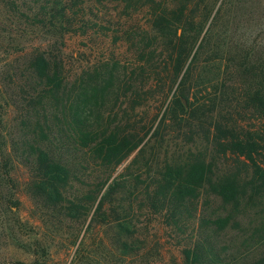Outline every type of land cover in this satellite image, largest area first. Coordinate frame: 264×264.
I'll list each match as a JSON object with an SVG mask.
<instances>
[{"label": "trees", "instance_id": "1", "mask_svg": "<svg viewBox=\"0 0 264 264\" xmlns=\"http://www.w3.org/2000/svg\"><path fill=\"white\" fill-rule=\"evenodd\" d=\"M245 1L11 0L51 44L5 82L0 204L17 208V159L69 264H158L166 245L169 264H264V52L227 17Z\"/></svg>", "mask_w": 264, "mask_h": 264}, {"label": "rangeland", "instance_id": "2", "mask_svg": "<svg viewBox=\"0 0 264 264\" xmlns=\"http://www.w3.org/2000/svg\"><path fill=\"white\" fill-rule=\"evenodd\" d=\"M10 1L0 0V115L4 121V130L1 132L6 131L4 134L6 136L11 123L10 118L14 114L13 108L6 104L7 77L12 76L15 79L18 74L16 67H20L32 50L36 47L45 49L51 44V38L43 29L23 28L17 13L10 7ZM229 16H235L234 22L229 25L232 41L249 45L254 54H262L264 0H246L241 9L234 10L232 15H227ZM69 45L73 48L74 43L71 42ZM10 175L15 184L10 191L18 204L16 209L9 210L0 204V264H27L33 261L39 264H69L74 246L67 243L65 230L52 229L38 215L31 200L23 191L27 171L17 159L12 161ZM1 190L0 194L3 196L8 193L5 192V188ZM84 248L91 251L90 256L97 257L87 239ZM177 258L176 249L166 245L158 264H169L170 260Z\"/></svg>", "mask_w": 264, "mask_h": 264}]
</instances>
